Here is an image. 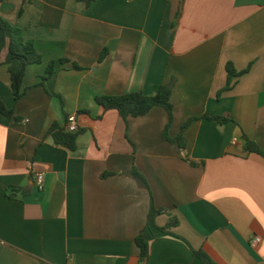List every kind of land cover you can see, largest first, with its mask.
I'll use <instances>...</instances> for the list:
<instances>
[{
	"label": "crops",
	"instance_id": "crops-1",
	"mask_svg": "<svg viewBox=\"0 0 264 264\" xmlns=\"http://www.w3.org/2000/svg\"><path fill=\"white\" fill-rule=\"evenodd\" d=\"M0 19L42 58L27 67L18 101L0 67V99L13 112L0 114V264H205L185 243L215 264H264V159L243 139L264 152V0H0ZM61 59L68 63L41 86L48 63ZM228 65L243 74L226 90ZM170 82L169 135L199 118L185 150L162 139V108L123 120L96 103L154 96ZM64 115L84 130L75 151L44 137ZM151 198L166 211L156 227L177 225L150 231L141 263L135 238Z\"/></svg>",
	"mask_w": 264,
	"mask_h": 264
},
{
	"label": "trees",
	"instance_id": "trees-1",
	"mask_svg": "<svg viewBox=\"0 0 264 264\" xmlns=\"http://www.w3.org/2000/svg\"><path fill=\"white\" fill-rule=\"evenodd\" d=\"M6 50V57L4 61L0 59V67L6 66L7 72L9 74L10 89L13 95L14 101H18L22 98L25 90L22 89V81L25 71L28 66L38 65L41 63L42 58L37 52L35 45L32 41H26L23 37L22 31L10 24L9 22L0 19V55ZM108 58V50L104 48L97 59L98 64L104 63ZM68 60L61 59L58 62L48 63L45 75L41 78V86H44L45 82L51 78L55 73L58 65L67 64ZM74 70H82V68L77 65H72ZM228 81L226 90L230 88L231 80L243 74L237 73L231 65L226 68ZM172 82L168 84H163L159 87L157 93L154 96H144L140 93H129L122 96H102L96 98V103L103 112L114 110L118 115L126 120L127 118H137L147 115L153 108H162L168 115V122L165 125L162 132V139L174 147L177 151L185 150L186 139L184 136L185 131L190 126V124L199 118L187 119L181 126L179 133L171 137L169 135V130L172 126L173 117V106L170 101L172 94ZM54 97L59 98L61 106L63 107V101L57 95ZM88 114L87 111L82 112ZM0 114L7 117L8 119L13 118V112L6 109L4 103L0 99ZM64 124L60 125L57 122L52 123L44 137H50L56 146H60L68 149L69 151H75L77 148L78 137L84 132L83 129L77 130L75 133H70L66 131L65 126L68 123V117L64 115ZM202 118L214 121L216 123L228 122L229 119L220 116H208L204 115ZM15 122H20L21 119L14 117ZM245 141V147L248 154H255L264 159V152L258 147L256 143L247 139L243 136ZM194 165L193 163H191ZM128 175L136 181L138 186L150 191L149 185L142 174H140L135 167L129 171ZM104 176H112V174H107ZM166 213L163 209H156L153 205L152 198L150 201V209L147 216V222L145 228L141 233L135 238V244L139 249L138 260L144 263L148 260L150 256V231L156 230L159 234H165L167 230L177 225L176 219H171L170 222L164 228H158L155 225V218ZM185 245L189 248L192 255L205 264H215V262L202 250H194L187 243ZM40 264H45L41 262Z\"/></svg>",
	"mask_w": 264,
	"mask_h": 264
},
{
	"label": "built area",
	"instance_id": "built-area-1",
	"mask_svg": "<svg viewBox=\"0 0 264 264\" xmlns=\"http://www.w3.org/2000/svg\"><path fill=\"white\" fill-rule=\"evenodd\" d=\"M65 129H66V131H68L70 133H75L78 130L76 122H75V117H73V116L68 117V123L65 126ZM35 183H36V186H37L38 190L41 191L43 189V186H44L43 174H38L36 176ZM259 242H260V239L258 237H256L253 240V245H257Z\"/></svg>",
	"mask_w": 264,
	"mask_h": 264
}]
</instances>
